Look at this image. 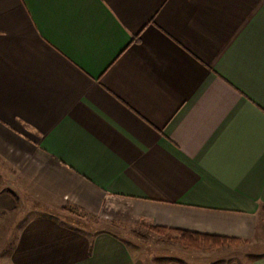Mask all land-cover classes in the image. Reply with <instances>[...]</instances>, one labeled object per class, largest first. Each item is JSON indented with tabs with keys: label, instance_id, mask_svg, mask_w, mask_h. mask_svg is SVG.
I'll use <instances>...</instances> for the list:
<instances>
[{
	"label": "crops",
	"instance_id": "obj_1",
	"mask_svg": "<svg viewBox=\"0 0 264 264\" xmlns=\"http://www.w3.org/2000/svg\"><path fill=\"white\" fill-rule=\"evenodd\" d=\"M62 207L247 240L155 264H264V0H0L8 263L144 259Z\"/></svg>",
	"mask_w": 264,
	"mask_h": 264
},
{
	"label": "rangeland",
	"instance_id": "obj_2",
	"mask_svg": "<svg viewBox=\"0 0 264 264\" xmlns=\"http://www.w3.org/2000/svg\"><path fill=\"white\" fill-rule=\"evenodd\" d=\"M73 213L78 219L77 222L81 226H86L87 230L92 232L95 230L99 231H111L117 234L119 237L123 238L125 241H129L132 248H136L140 257L144 259H140L139 264H155V262H162L163 260L177 258L180 257L178 254L179 249H183V251H190V253L197 255L196 260L200 263H211L216 262L217 260L225 259L226 257L220 256L219 252L215 251H202V250H187L185 249L178 238L175 237L173 233L159 235L155 232L149 231L148 226L140 222H123L122 220H114L110 216H118L123 215V212L117 210L114 212L115 215L106 214L105 211L99 212V214H88L80 209H73ZM5 225V224H4ZM4 227V236L8 237V235L13 234L16 231L17 226L12 227L11 229L8 227ZM264 234L263 231H261ZM260 233L259 241L262 244L264 242V235ZM4 238L2 245L0 246V264H9L8 263V249L10 246V240ZM172 239H171V238ZM176 239V241H175ZM247 243V240H246ZM243 243V244H246ZM264 250V244L261 247H257L254 251ZM248 250H246L247 252ZM185 253V252H184ZM189 253V252H186ZM189 253V255H190ZM244 253H239L241 256ZM183 257V256H182ZM200 257L203 258L202 262ZM201 258V259H202ZM139 259V258H137ZM220 259V260H221Z\"/></svg>",
	"mask_w": 264,
	"mask_h": 264
},
{
	"label": "trees",
	"instance_id": "obj_3",
	"mask_svg": "<svg viewBox=\"0 0 264 264\" xmlns=\"http://www.w3.org/2000/svg\"><path fill=\"white\" fill-rule=\"evenodd\" d=\"M264 208V207H263ZM73 209L71 207H62L60 209V216L63 221V224H68L74 227H81L87 230L86 226H80L77 222V218L73 213ZM61 221V222H62ZM148 230L155 232L159 235L167 234L168 232L174 233L178 238L181 245L187 250H202V251H215L223 247H231V246H238L240 244L246 243L245 240L237 239V238H230V237H222L218 235H209L204 233H196L190 231H175L166 229L163 227L157 226H148ZM90 232V231H89ZM99 232V230H95L91 232V235Z\"/></svg>",
	"mask_w": 264,
	"mask_h": 264
}]
</instances>
